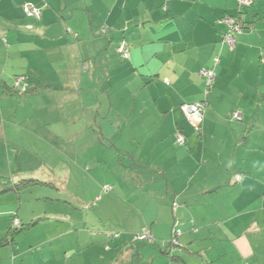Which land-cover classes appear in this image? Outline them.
<instances>
[{
    "label": "crops",
    "instance_id": "1",
    "mask_svg": "<svg viewBox=\"0 0 264 264\" xmlns=\"http://www.w3.org/2000/svg\"><path fill=\"white\" fill-rule=\"evenodd\" d=\"M26 4L40 17L26 16ZM237 12V0H0L3 105L13 107L15 75L42 87L31 105L34 150L46 158L39 169L76 190L58 200L67 211L23 212L13 191L0 197V239L12 213L36 221L0 246V264H75L94 241L115 245L119 264H264V0L241 9L246 26L229 48L221 19ZM123 38L128 59L116 50ZM211 67L216 77L197 133L180 105L203 98L201 71ZM4 127L0 158L11 163L22 154V134ZM89 171L100 189L93 201H113L120 213L112 220L126 234L89 231L96 218L87 213L73 219ZM144 230L153 240L134 241Z\"/></svg>",
    "mask_w": 264,
    "mask_h": 264
},
{
    "label": "rangeland",
    "instance_id": "2",
    "mask_svg": "<svg viewBox=\"0 0 264 264\" xmlns=\"http://www.w3.org/2000/svg\"><path fill=\"white\" fill-rule=\"evenodd\" d=\"M18 75L22 77L25 76L28 77L27 82L24 80L22 84L16 88L21 90V87H23L24 83L25 84L29 83V75L27 74H18ZM15 79L16 77H12V82ZM15 82H13L14 86H15ZM40 88L42 89V87ZM13 95H14L13 107L6 108L5 105H3L4 94L0 92V123L1 122L4 123L5 125L4 129H7L8 132L10 130H13L14 132H19V131L21 132L23 150L21 156L18 158L14 159L11 158L10 156L11 163L9 159H6L5 161L3 160L4 158L3 159L0 158V190L3 188V186H1V183L8 181L11 174L18 175V178L19 180H21V184L23 185L22 187L23 189H20L17 192L13 191L12 195L14 197L20 196L21 199L24 201V205L21 208L23 212L27 211L30 208H36V207L47 208V209L55 208L57 210L67 211L69 210V208L64 203V201L60 202L58 200H62V199L65 200L66 198H68V192H75L76 190H74V188L71 187V185H68L65 188L64 187L65 185L63 186L62 184H59L58 181H55L54 176L58 177V175L56 174L54 175L50 169L49 170L48 168L39 169V167L45 163L46 158L34 150L37 136H39L37 129V122H36L37 112L31 108V105H33L32 99H34L35 97L32 96L33 93L23 94V93L14 92ZM39 101H41L40 103H43V100L37 98L36 100H34V104ZM21 102L26 103V106H17L20 105ZM5 143H6L5 139H3L0 134V154L2 153V147L4 148ZM94 150L95 149L89 150V153ZM56 173L58 172L56 171ZM87 177H88L87 180L88 183H86V187L82 189L84 191L82 192L78 191V193L81 195L82 201L80 200V202H77L76 205H74L75 209H73L72 211L73 219L79 218V216L86 215L87 213V215L89 214L94 218H96V220H94L95 222H91V220L88 222L86 228L89 231L92 229L99 230L105 232L106 235H110V236L111 233L112 234L116 233L117 236H119L120 233L126 234L125 232L127 231L122 229V227L119 225V222L118 221L114 222L112 220V217L118 219L120 213L118 208L115 207V203H113V201L111 200H109L108 203H104V204H101L100 202L97 201L96 202L93 201V199L96 198L97 195H100V189L98 183H96V177L92 171L88 172ZM16 179L17 177H15V180ZM19 180L15 182L17 183ZM66 189L68 192L66 191ZM5 194L6 192L0 194V197H2ZM103 195L101 197H104ZM98 197L100 198V196ZM85 204H89V205L93 204V206H91L90 209L86 210L84 209ZM23 224H24V230L20 231L18 234L24 233L28 228H30V226L27 227V223H23ZM127 224L130 226L129 223ZM39 227L35 229V232L40 229ZM108 232L109 234H107ZM5 236H7L6 231L4 232L3 237ZM31 237L32 236L30 234L28 238H20V239L29 241L31 240ZM7 239L10 240L11 238L8 237ZM134 241L145 244L147 243V241L145 242L138 240H134ZM142 245L143 244H140V246L137 247L136 252H138V250ZM119 252L120 251L118 250L117 247H115V245H110V244L106 245L105 243H101L100 241H94L93 243H91L89 247L86 248V252H84L83 255L77 259L75 264H78L79 260L84 264H119L122 263L120 259L122 255H120ZM70 256L71 254L68 253L66 254L64 259L68 261L67 258H69Z\"/></svg>",
    "mask_w": 264,
    "mask_h": 264
},
{
    "label": "built area",
    "instance_id": "3",
    "mask_svg": "<svg viewBox=\"0 0 264 264\" xmlns=\"http://www.w3.org/2000/svg\"><path fill=\"white\" fill-rule=\"evenodd\" d=\"M253 1L254 0H237V3L240 6H245V5L252 4ZM23 11H24V14L28 17L39 18L41 15L40 8L35 6V5H32V4L24 5ZM221 20L227 27V32L223 35L222 40H221V44H226L229 48H233L235 46V35L237 33H240L243 29L241 17L239 15H236V16L226 15ZM100 33H104V28L100 29ZM116 50L121 54V56L124 59L129 58V47H128L127 42L124 39H122L119 42V44L116 47ZM217 60H218V57L215 59V61L217 62ZM201 74H202L203 80H204L203 98L199 101H196V102H190V103L184 102L180 105V108H181L185 118L187 119V121L189 122L191 127L197 133H199L201 130V125H202L203 119H204V111H205V107L207 105V96L209 95V93L212 90V87H213V84L215 81V77H216V73H215V70L213 67L203 69L201 71ZM21 82H23V77L22 76L17 77L16 82H15V86H18V84ZM233 116L237 119L241 118L240 113L237 111L233 112ZM176 141L179 144H184V142H185L184 135L181 133H177L176 134ZM239 179H240V175L236 176V180L238 181ZM111 188H112L111 186L105 185L103 187V191L107 192V191L111 190ZM98 198L99 197H97L96 200ZM13 224L19 225L17 219H14ZM179 234H180V230L174 226L172 228L171 237L169 239V243H170L171 248H174L175 246L179 245V241H178ZM111 236L116 237L117 234L116 233L111 234ZM135 239L143 240V241H147V242H151L153 240L152 235L147 230H144L141 233L136 234Z\"/></svg>",
    "mask_w": 264,
    "mask_h": 264
},
{
    "label": "trees",
    "instance_id": "4",
    "mask_svg": "<svg viewBox=\"0 0 264 264\" xmlns=\"http://www.w3.org/2000/svg\"><path fill=\"white\" fill-rule=\"evenodd\" d=\"M246 6V5H245ZM245 6H240L239 4H238V12L236 13V15H238L239 13H240V11H241V9L242 8H245ZM236 15H229V16H236ZM224 17V16H223ZM241 17V16H240ZM241 21H242V28H244L246 25H245V22H244V20L243 19H241ZM106 32V28H104V33ZM104 33H101V34H104ZM124 39V38H123ZM125 40V39H124ZM126 41V40H125ZM127 42V41H126ZM127 44H128V42H127ZM124 59V58H123ZM14 77H16V79H17V77H19V75H15ZM16 79L13 81V82H15L16 81ZM26 81L27 82V80H28V77L27 76H25V77H23V81ZM13 82H12V89H13V93L14 92H17V93H23V94H26V93H37L38 91H40V87H35V86H30L29 85V83H27V84H23V87H21V90H19V89H16L17 87H19L21 84H22V82L21 83H19L18 84V86H14L13 85ZM20 91V92H19ZM175 138H176V135H175ZM185 143V142H184ZM179 144V143H178ZM1 186H3V188L0 190V194H2V193H4V192H10V191H15V192H17V191H19L20 189H23L22 187H23V185L21 184V180H19L17 183L15 182V183H11V182H9V180L8 181H6V182H3V183H1ZM105 186V185H104ZM109 186H111V185H109ZM112 187V186H111ZM111 190H112V188H111ZM110 191V190H109ZM14 219H17V221H18V223H19V225H14L13 224V221H14ZM35 222L36 221H33V222H28L27 223V227H31L33 224H35ZM26 227V228H27ZM24 230V224L23 223H21L20 222V220L18 219V217H16V213H13L12 214V220H11V224H10V226L8 227V229H7V236H5V237H3V238H1L0 239V246H4L5 244H6V242H9L10 240H8L7 238L9 237V238H11V239H13V241H11V244H14V237L20 232V231H23ZM170 244V243H169ZM172 250L174 249V248H171ZM167 251V249L165 250V254L167 255V257H169L170 259H172L173 257H174V253H173V251Z\"/></svg>",
    "mask_w": 264,
    "mask_h": 264
}]
</instances>
